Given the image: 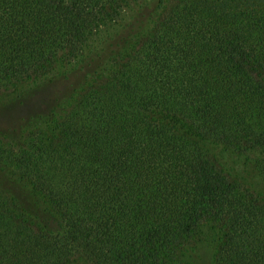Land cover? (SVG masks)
<instances>
[{"label": "trees", "instance_id": "16d2710c", "mask_svg": "<svg viewBox=\"0 0 264 264\" xmlns=\"http://www.w3.org/2000/svg\"><path fill=\"white\" fill-rule=\"evenodd\" d=\"M37 82L4 124L41 129L0 138V264H203L207 228L212 264H264V198L202 147L264 186V0H0V99Z\"/></svg>", "mask_w": 264, "mask_h": 264}, {"label": "rangeland", "instance_id": "374dc122", "mask_svg": "<svg viewBox=\"0 0 264 264\" xmlns=\"http://www.w3.org/2000/svg\"><path fill=\"white\" fill-rule=\"evenodd\" d=\"M128 20V17L126 16L124 18V22ZM126 23V22H125ZM148 26V25H147ZM85 63L82 61H76L75 63H72L70 65H64L63 67L57 69L54 73V75H57L58 78L61 79L62 86H59V89L61 88L62 94L57 96V99H60L61 101L58 102V110L54 114L55 120L59 119L61 115L63 114V111L69 107L76 99V96L78 93H80L87 83L89 82L90 75L86 74L84 71H80V67H84ZM65 77H71L70 79H64ZM39 85V82L28 84L26 85L21 92H16L15 94L10 95L8 98H2L0 99V110H2V115L0 116V138H6L8 140L15 141L16 139H21L22 135L27 133L28 131L39 128L41 129V120H37L36 116L29 118L25 122L24 128H21L19 131H13L11 129L7 128L6 123L4 124V121L6 118H11L14 116H19V113L16 109H19L22 105L20 102H16L19 93L22 95H25L30 92H34L33 94L37 93L39 94L41 92V88L39 90L36 89V87ZM20 94V95H21ZM31 94V95H33ZM40 99V97L37 96V99L35 98L33 101H29L31 103L32 113H36L41 115L43 107L41 105H36V102ZM54 98L52 97L51 100ZM56 99V97H55ZM37 100V101H36ZM54 101V100H53ZM56 103V102H55ZM56 104V105H57ZM54 106V102H53ZM16 112V113H15ZM16 114V115H15ZM52 127V124L49 125L48 128ZM202 147L209 151L210 153H215L217 157L221 160L222 164L226 168L228 172H230L234 177H238L240 180V183L247 185L248 187L251 186L254 187V191L261 195V197L264 198V186H259L256 188L254 186V180L256 181V178H258V175L256 174V169H254V163L245 157H242L240 155H236L234 153H231L230 151L226 150L222 146L213 145L212 143L203 142ZM31 211H37V207L30 208ZM218 238L219 233L216 231H212L211 229L207 228V233L205 235V244L202 247V260L203 264H212L213 255L215 253V249L218 245Z\"/></svg>", "mask_w": 264, "mask_h": 264}]
</instances>
